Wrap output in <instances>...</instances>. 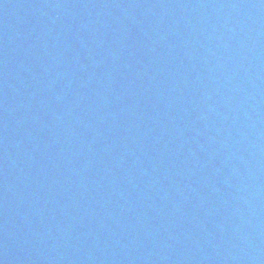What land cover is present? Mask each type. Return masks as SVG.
Masks as SVG:
<instances>
[{"label":"water","instance_id":"1","mask_svg":"<svg viewBox=\"0 0 264 264\" xmlns=\"http://www.w3.org/2000/svg\"><path fill=\"white\" fill-rule=\"evenodd\" d=\"M69 264H264V0H65Z\"/></svg>","mask_w":264,"mask_h":264}]
</instances>
